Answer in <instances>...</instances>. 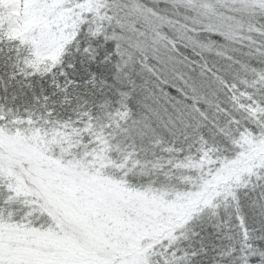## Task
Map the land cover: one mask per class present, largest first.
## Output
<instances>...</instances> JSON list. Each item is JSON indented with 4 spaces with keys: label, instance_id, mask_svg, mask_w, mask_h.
<instances>
[{
    "label": "snow or ice",
    "instance_id": "obj_1",
    "mask_svg": "<svg viewBox=\"0 0 264 264\" xmlns=\"http://www.w3.org/2000/svg\"><path fill=\"white\" fill-rule=\"evenodd\" d=\"M0 264H264V0H0Z\"/></svg>",
    "mask_w": 264,
    "mask_h": 264
}]
</instances>
